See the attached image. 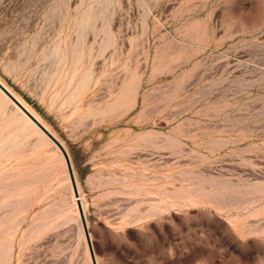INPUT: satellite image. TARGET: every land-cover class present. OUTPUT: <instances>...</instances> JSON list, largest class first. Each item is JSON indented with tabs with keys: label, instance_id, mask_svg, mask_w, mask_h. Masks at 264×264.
<instances>
[{
	"label": "rangeland",
	"instance_id": "374dc122",
	"mask_svg": "<svg viewBox=\"0 0 264 264\" xmlns=\"http://www.w3.org/2000/svg\"><path fill=\"white\" fill-rule=\"evenodd\" d=\"M0 82L96 264H264V0H0ZM29 122L0 94V264H90Z\"/></svg>",
	"mask_w": 264,
	"mask_h": 264
},
{
	"label": "water",
	"instance_id": "95a60500",
	"mask_svg": "<svg viewBox=\"0 0 264 264\" xmlns=\"http://www.w3.org/2000/svg\"><path fill=\"white\" fill-rule=\"evenodd\" d=\"M0 90L43 132V134L56 146V148L59 150L61 157L64 162L65 170L67 172V176L69 179V183L73 192V195L76 197L77 192L75 188V182L73 179V173L71 170L70 162L68 155L62 146V144L51 134V132L43 126L20 102L17 100V98L0 83ZM75 206L79 218L80 227L82 230L83 238L86 243L87 252L90 260V264H96L94 259L93 250L91 248V243L87 231V226L85 224V219L82 213L81 204L78 198H75Z\"/></svg>",
	"mask_w": 264,
	"mask_h": 264
},
{
	"label": "bare ground",
	"instance_id": "6f19581e",
	"mask_svg": "<svg viewBox=\"0 0 264 264\" xmlns=\"http://www.w3.org/2000/svg\"><path fill=\"white\" fill-rule=\"evenodd\" d=\"M2 85H3V83L2 82H0ZM4 86V85H3ZM5 87V86H4ZM0 94L6 99V100H8L9 102H10V104L12 105V106H14L15 108H17V110L22 114V116H24L26 119H28V122L30 121L31 122V124H33L35 127H37L1 90H0ZM18 100V99H17ZM23 105V104H22ZM24 106V105H23ZM25 107V106H24ZM26 108V107H25ZM27 109V108H26ZM28 110V109H27ZM29 111V110H28ZM32 114V113H31ZM33 115V114H32ZM34 116V115H33ZM35 117V116H34ZM36 118V117H35ZM37 119V118H36ZM27 121V120H26ZM29 122V123H30ZM44 126V125H43ZM38 128V127H37ZM39 129V128H38ZM40 130V129H39ZM41 131V130H40ZM41 133L43 134V132L41 131ZM75 188H76V185H75ZM76 192H77V189H76ZM73 195V194H72ZM77 195H78V199L80 198L79 196V192L77 193ZM77 195H76V198H77ZM73 200H75V196L73 195ZM81 204V203H80ZM81 209H82V206H81ZM94 259H95V256H94Z\"/></svg>",
	"mask_w": 264,
	"mask_h": 264
}]
</instances>
